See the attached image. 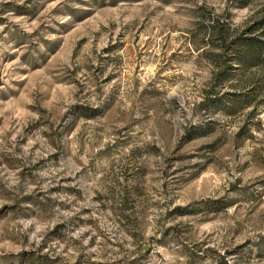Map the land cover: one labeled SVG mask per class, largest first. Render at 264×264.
I'll list each match as a JSON object with an SVG mask.
<instances>
[{
  "label": "rangeland",
  "instance_id": "rangeland-1",
  "mask_svg": "<svg viewBox=\"0 0 264 264\" xmlns=\"http://www.w3.org/2000/svg\"><path fill=\"white\" fill-rule=\"evenodd\" d=\"M262 15L0 0V264H264L263 83L219 47Z\"/></svg>",
  "mask_w": 264,
  "mask_h": 264
},
{
  "label": "trees",
  "instance_id": "trees-1",
  "mask_svg": "<svg viewBox=\"0 0 264 264\" xmlns=\"http://www.w3.org/2000/svg\"><path fill=\"white\" fill-rule=\"evenodd\" d=\"M246 33L235 36L227 45L222 44L219 47L223 48L224 52H229L226 60L230 63L228 69L237 73L253 70L252 75L259 74L258 79L263 83L259 88L260 93L263 94L261 103L264 104V15L257 22L252 23ZM219 35L221 37V34ZM221 55L218 54V57ZM255 90L250 89L245 94H234V98L230 100L231 106H227L224 112L231 113L228 107H234L239 103L250 105L249 96L255 93Z\"/></svg>",
  "mask_w": 264,
  "mask_h": 264
}]
</instances>
